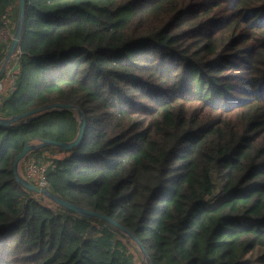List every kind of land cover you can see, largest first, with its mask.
Listing matches in <instances>:
<instances>
[{
  "label": "trees",
  "instance_id": "1",
  "mask_svg": "<svg viewBox=\"0 0 264 264\" xmlns=\"http://www.w3.org/2000/svg\"><path fill=\"white\" fill-rule=\"evenodd\" d=\"M19 17L0 0V33ZM15 53L0 118L74 108L0 121V264H134L123 227L153 264H264V0H25ZM76 109L79 144L25 159L120 226L17 178L26 144L75 139Z\"/></svg>",
  "mask_w": 264,
  "mask_h": 264
},
{
  "label": "water",
  "instance_id": "2",
  "mask_svg": "<svg viewBox=\"0 0 264 264\" xmlns=\"http://www.w3.org/2000/svg\"><path fill=\"white\" fill-rule=\"evenodd\" d=\"M24 12H25V0H20V17L18 20V25L15 31V34L13 36L12 39V43L11 46L8 50V53L5 57L4 60H8L11 58V56L13 55V53L16 50V47L21 39V34H22V29H23V20H24ZM5 70V67L2 66V63H0V73H2ZM55 108H69V109H73L74 106L73 104L70 103H64V102H58V103H53V104H49V105H42L36 108H32L29 109L25 112H22L20 114H16L12 117L9 118H0V121L2 123H6V124H12L14 122H17L18 120L28 117L30 115H35V114H39L43 111L46 110H51V109H55ZM79 114L81 115V120L79 123V129H78V133L77 136L75 137L74 140L71 141H61V140H55V139H51V138H45L44 140L40 141V142H31L25 145V147L23 148V150L21 152H19V154L15 157L14 160V170L17 174V178L20 182H22L26 187L33 189L35 191H37L38 193H40L42 196H47L50 199L55 200L56 202L63 204L69 208H72L78 212L87 214V215H91V216H97L100 218H104L107 219L111 222H113L114 224H117L120 226V223L118 221H116L115 219H113L112 217H110L109 215L97 211V210H92L89 209L87 207H83L80 205H77L69 200H66L64 198H61L55 194H53L47 187H41L39 186L37 183L27 179L26 177L22 176L19 172H18V164L19 162L32 150L42 147L44 145H53V146H58V147H62V148H72L73 146L79 144L83 138L85 129H86V125H87V120L85 117L84 112L81 109H78ZM123 229L127 232L128 235H130L140 246L141 250L143 251V253L145 254V256L147 257L148 263L147 264H153L152 260L149 256V253L145 247V245L142 243V241L139 239V237H137L131 230H129L126 227H123Z\"/></svg>",
  "mask_w": 264,
  "mask_h": 264
},
{
  "label": "rangeland",
  "instance_id": "3",
  "mask_svg": "<svg viewBox=\"0 0 264 264\" xmlns=\"http://www.w3.org/2000/svg\"><path fill=\"white\" fill-rule=\"evenodd\" d=\"M11 34H13V36H14L15 32L12 33V31L10 30L9 27L3 28L1 33H0L2 38H7ZM16 56L17 55L14 52L10 59L4 60L2 62V66L5 67V69L6 68H11L10 69L11 72L8 73V76L2 78L3 82H4V87H3V91L2 92L7 91V89L13 84V77H12L13 73H12V71H14V68L16 67V66H14L15 65V61H16ZM76 112H77V115L79 116V118L81 120V115L79 114L77 109H76ZM36 142H40V141H36ZM49 163L50 162H42L41 160H38V162H37L32 157H30L28 159H25V157H24L18 164V172L22 176L25 177L24 173H25V171L27 169V171L29 172V177L33 178L34 179L33 181L36 183V181L38 179V174L36 172H33L34 166L35 165H39V166H43V167L47 168L49 166ZM44 201H46L47 203H51V200L47 196H44ZM131 245H132V247L134 248V251H135L134 264H147L148 263L147 257L145 256V254L141 250L140 246L135 241L131 242Z\"/></svg>",
  "mask_w": 264,
  "mask_h": 264
},
{
  "label": "built area",
  "instance_id": "4",
  "mask_svg": "<svg viewBox=\"0 0 264 264\" xmlns=\"http://www.w3.org/2000/svg\"><path fill=\"white\" fill-rule=\"evenodd\" d=\"M1 74L2 73H0V76H1ZM12 77H13V84H14L15 83V75L12 74ZM3 87H4V82H3L2 77H0V92L3 90ZM46 169L47 168H45L43 166H39V165H35L33 168V172H36L39 175L36 183L41 187H46L48 184L47 179L45 178ZM31 179L34 180L33 178H31Z\"/></svg>",
  "mask_w": 264,
  "mask_h": 264
}]
</instances>
